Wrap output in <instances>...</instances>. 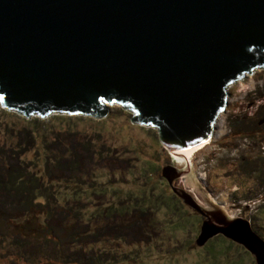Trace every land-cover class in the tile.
Segmentation results:
<instances>
[{"label": "rangeland", "instance_id": "obj_1", "mask_svg": "<svg viewBox=\"0 0 264 264\" xmlns=\"http://www.w3.org/2000/svg\"><path fill=\"white\" fill-rule=\"evenodd\" d=\"M227 94L232 104L219 112L210 141L184 159L163 145L157 126L133 123L119 102L103 117L26 116L0 102L3 125L23 128L3 130L0 141L34 133L24 157L54 196V215L36 217L43 234L54 227L51 241L28 236L21 251L36 259L6 243L0 264H256L223 234L196 242L205 219L227 216L248 219L264 238V66L232 81ZM69 250L71 261L58 257Z\"/></svg>", "mask_w": 264, "mask_h": 264}, {"label": "water", "instance_id": "obj_2", "mask_svg": "<svg viewBox=\"0 0 264 264\" xmlns=\"http://www.w3.org/2000/svg\"><path fill=\"white\" fill-rule=\"evenodd\" d=\"M258 66L264 0H0V102L26 116L103 117L119 102L181 149L210 139L227 86ZM219 233L264 264L248 219H205L196 242Z\"/></svg>", "mask_w": 264, "mask_h": 264}, {"label": "trees", "instance_id": "obj_3", "mask_svg": "<svg viewBox=\"0 0 264 264\" xmlns=\"http://www.w3.org/2000/svg\"><path fill=\"white\" fill-rule=\"evenodd\" d=\"M22 129L3 125L0 121V133L3 130L19 132ZM27 132L28 134L23 135L22 139L26 141L25 144H22V140L3 143L0 141V248L7 243L18 248L15 253L18 251L19 253L16 254L25 255L24 257L27 259H36V255L21 251L23 249L21 247L28 243V236L40 235L44 237L46 243L51 241L50 237L51 234L54 235V227L49 225L50 232L45 231L43 234L37 224L36 217L41 212H45L46 217L54 215L52 206L54 203L51 202L54 196L49 197L51 193L47 191V184L44 182L42 174L28 169L30 165L24 154L28 150V146L33 145L35 135L32 131L27 130ZM60 159L58 160L60 161ZM68 163L71 164L69 161L66 162V164ZM60 164H65V162L61 161ZM50 170L47 164L48 176L52 175ZM9 213H15L18 216L26 215L27 218L23 220L26 217L24 216L23 219L21 218L22 220L16 219ZM69 252L72 251L59 253L58 257L64 256V261H71V259H65Z\"/></svg>", "mask_w": 264, "mask_h": 264}, {"label": "bare ground", "instance_id": "obj_4", "mask_svg": "<svg viewBox=\"0 0 264 264\" xmlns=\"http://www.w3.org/2000/svg\"><path fill=\"white\" fill-rule=\"evenodd\" d=\"M209 141H210V139H208L205 142H201V143H198V144L189 146V147H185V148H181V149H176V151L174 153L177 154V157L178 158L180 157V158H183L184 159V156L185 155L196 152L201 147H203L204 145H206Z\"/></svg>", "mask_w": 264, "mask_h": 264}, {"label": "flooded vegetation", "instance_id": "obj_5", "mask_svg": "<svg viewBox=\"0 0 264 264\" xmlns=\"http://www.w3.org/2000/svg\"><path fill=\"white\" fill-rule=\"evenodd\" d=\"M170 165H171V164H170ZM172 166H174V165H172ZM173 170H175V169L173 168ZM170 185H171V184H170ZM190 202H192V203L194 202V204H196L194 200H193V201L190 200ZM196 205H197V204H196ZM197 206H198V205H197ZM198 208L202 209L203 212H204V211L206 212V210H205L204 208L199 207V206H198ZM196 209H197V208H196ZM200 211H201V210H200ZM219 234H221V233H219Z\"/></svg>", "mask_w": 264, "mask_h": 264}]
</instances>
